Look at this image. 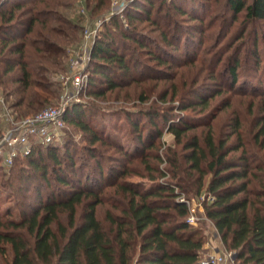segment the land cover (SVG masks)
I'll list each match as a JSON object with an SVG mask.
<instances>
[{
	"label": "trees",
	"instance_id": "obj_1",
	"mask_svg": "<svg viewBox=\"0 0 264 264\" xmlns=\"http://www.w3.org/2000/svg\"><path fill=\"white\" fill-rule=\"evenodd\" d=\"M85 2L93 16L109 4ZM71 6L0 0V88L12 98L16 118L61 100L62 84L49 73L67 70L84 29L80 18L61 10ZM210 6V0H132L124 17L114 16L96 36L88 68L92 94L143 83L146 102L147 88L174 79L175 67L197 64L202 75L173 80L160 93L161 107L123 111L130 148L104 119L102 125L94 120L98 112L88 103L73 102L62 141L36 143L5 168L9 175L0 184L13 191L16 204L0 213V264H203L206 236L188 222L185 194L212 197L203 201V216L235 264H264V81L239 90L243 48L231 52L224 42L240 12L245 22L264 21V0H226L232 19L217 34L209 32L219 19L207 20ZM206 37L211 44L195 50ZM259 46L255 33L257 68L264 61ZM199 50L205 52L200 59ZM225 110L231 114L218 132ZM71 124L84 134L80 150L71 144ZM164 130L174 144L163 140ZM133 174L153 183L131 181ZM99 206H106L104 218Z\"/></svg>",
	"mask_w": 264,
	"mask_h": 264
},
{
	"label": "rangeland",
	"instance_id": "obj_2",
	"mask_svg": "<svg viewBox=\"0 0 264 264\" xmlns=\"http://www.w3.org/2000/svg\"><path fill=\"white\" fill-rule=\"evenodd\" d=\"M67 2H72V6L68 9L61 10L69 15L71 18L82 21V26L84 27L82 32V40L81 44L78 45V47H72L70 50V57L67 60L66 63V71H59L55 73H49V76L51 80L54 82H60L62 84V95L66 92V83L68 82L69 85V94L73 95V102H79L82 104L88 103L89 107L93 108L98 112L96 114L95 121H100V124L105 121L108 123V131H112V133L115 135V137L121 141L123 144H125L127 147L130 148L129 143V132L128 128L125 126V119L126 115L123 113L125 110H139L143 109L147 106H154L155 103L158 105V107H161L162 102L160 101V93L166 87H168L173 80L179 81L181 78V75L183 73L187 74L188 76H199L201 71H198L197 64L195 65H182L180 67H175L173 70H171L170 75L175 74L174 79H163L159 82L158 87L155 89L147 88V94H149L150 99L146 102H143L141 99V93H142V87L143 83H132L128 86H125L121 89L115 90L113 92L107 93V95H96L90 93V90H92V87L90 83L88 82V78L90 76L89 72V65H90V58H91V46L95 43V35L88 38L87 31L97 30V35L102 32V30L105 28L107 24H109L114 16H120L124 17L125 9L128 7L130 2L132 0H128L127 4L123 9H121L120 3L121 0H108L109 4L103 9L102 15L99 16H93L92 12L87 9L85 0H66ZM212 3V6L208 8V16L207 20H209V16L212 15V17L219 16V19L217 20V23L209 29L210 34H217V32L221 29V25H225L224 23L230 22L232 19V11L225 9L224 4L226 0H210ZM156 5L161 2V0H155ZM71 4V3H69ZM245 13L244 11L240 12L238 14L237 20L232 21L231 25L229 27V32L224 40V42H229L232 44L231 46V52L235 51L237 48L240 47L243 48L242 53L240 55V65L238 67L239 72V81L237 83V88L239 90L244 88L251 87L252 85L259 84L260 80L264 81V61L262 62L261 67L257 68L256 65V59L254 54V38L255 33H259L260 35V54L264 58V21L259 22H248L244 21ZM145 23L139 24V27L142 28V26ZM244 29L246 30L244 36L236 40L234 39L237 32L241 31L243 32ZM152 36H156L155 33L152 34ZM234 37V38H233ZM87 44L85 45V40H87ZM208 44H211V41L208 37H206V40L202 41L201 45L198 43L197 46H195V50H198L200 47H204ZM194 48V47H193ZM197 48V49H196ZM194 50V49H193ZM200 51V50H199ZM200 53V55H199ZM198 53L197 58H201L205 55V52L200 51ZM183 60V58H182ZM177 70V71H176ZM81 72L84 75V81L76 85L73 83L72 76L75 73ZM205 72H203L204 74ZM226 81L228 82L230 79L229 75L225 77ZM229 79V80H228ZM206 82V79L204 77L202 78V82ZM58 85H54L53 87H57ZM60 88V87H59ZM0 93L4 96L2 89L0 88ZM222 96V95H221ZM219 96V98L221 97ZM239 98V97H236ZM12 101V98H9L8 104H10ZM248 101H245V103H242V108L245 109L247 107ZM165 105H168L165 104ZM165 107V106H164ZM177 111V110H176ZM12 112L15 114V112L12 109ZM230 111L225 110L219 115L218 120L216 121V130L220 132L222 129H225L228 118L230 116ZM104 119V121H103ZM114 123H117L118 126H115L116 128H111L114 126ZM8 122H6L2 117H0V126H1V133L7 128ZM164 125V123L162 122ZM69 134L73 138L72 139V146H76L79 150L83 148L85 144L84 134L83 132L76 127L75 125H70ZM1 135V134H0ZM163 140L169 144H174V136L171 133H168L166 130H164L163 134ZM164 148V147H163ZM110 153H113V150H111ZM5 164V155L0 156V182L3 180V178H6L9 175V171L5 173V168L8 166L5 165V167H2ZM142 166H140L141 168ZM161 167H165V162L161 163ZM143 168V167H142ZM131 181H145L147 184H152L150 180L147 179V177L133 174L129 177ZM45 191L44 193H46ZM13 191L9 189L8 187H3L2 184H0V213H5V211L8 210V208L15 207V199L14 195L12 194ZM205 195V194H204ZM187 198L186 194L183 195ZM192 198H197L198 200V207L197 211L199 216L201 217L200 221L197 223V225H201L203 227L206 240L208 243L211 242L214 246H219V251H228L224 245L221 242L220 235L213 225V223L206 219L205 216H203L204 211V204H203V198L199 196H193ZM200 202V204H199ZM105 209L106 206H99L98 212L99 217L104 218L105 217ZM212 238L215 239V241H212ZM206 242V243H207ZM214 252V251H213ZM206 253V252H205Z\"/></svg>",
	"mask_w": 264,
	"mask_h": 264
},
{
	"label": "built area",
	"instance_id": "obj_3",
	"mask_svg": "<svg viewBox=\"0 0 264 264\" xmlns=\"http://www.w3.org/2000/svg\"><path fill=\"white\" fill-rule=\"evenodd\" d=\"M127 2L128 0H121V9L126 6ZM96 32L97 30H88L86 36L90 38L95 35L96 37ZM87 41L88 39L85 40V45ZM72 80L74 84L79 85L84 81V75L81 72L75 73ZM67 85H69L68 82L66 92L62 95L58 105L48 106L34 115L22 118H16L7 99L0 93V117L8 122L7 128L0 135V156L5 155L4 165L10 167L17 157L29 155L36 143L48 144L63 140L64 131L67 128L66 114L73 103V95L69 94ZM200 197L203 200H212V197H205L204 194ZM180 199L185 201L190 208L188 222L197 225L201 219L197 211L198 199H186L184 196ZM203 264H235L234 254L231 251L211 252L204 256Z\"/></svg>",
	"mask_w": 264,
	"mask_h": 264
},
{
	"label": "crops",
	"instance_id": "obj_4",
	"mask_svg": "<svg viewBox=\"0 0 264 264\" xmlns=\"http://www.w3.org/2000/svg\"><path fill=\"white\" fill-rule=\"evenodd\" d=\"M212 241L214 242L215 239L212 238ZM204 248H205L206 254L211 253L213 251L216 252L220 250L219 246H214L211 244V242L210 243L207 242Z\"/></svg>",
	"mask_w": 264,
	"mask_h": 264
}]
</instances>
